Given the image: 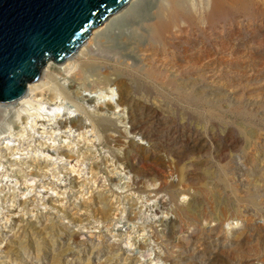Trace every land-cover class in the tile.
<instances>
[{
    "label": "rangeland",
    "instance_id": "374dc122",
    "mask_svg": "<svg viewBox=\"0 0 264 264\" xmlns=\"http://www.w3.org/2000/svg\"><path fill=\"white\" fill-rule=\"evenodd\" d=\"M210 1L184 0L187 12L211 18L215 27L202 38L190 32L172 40L170 53L184 67L175 79L178 87L157 85L145 75L150 58L145 25L166 0H131L54 64L60 69L74 64L81 77L55 71L52 83L41 74L40 81L55 89L48 96L52 105L36 95L12 109L0 108V250L16 233L24 244L15 256L0 253V264H53V259L57 264H264V0H241V16L228 7L214 12ZM186 55L194 56L192 64ZM164 74L175 76L173 69ZM107 77L128 82L133 115H146L141 126L147 139L127 135L120 147L106 146L104 134L92 129L88 114L107 100H93L98 88L116 89ZM70 81L75 89L68 96L60 88L67 90ZM116 98L114 92L110 100ZM17 113L28 117L26 125L14 127ZM117 117L110 115L105 124L124 131L127 119ZM20 131L26 133L16 137ZM106 134L118 135L112 128ZM30 158L48 159L47 171L31 176ZM92 166H97L93 174ZM180 172L185 180L177 189L189 195L167 188ZM5 193L15 194V200L36 198L28 211L14 210ZM83 199L87 211L80 206ZM99 206L109 209L110 219L93 215ZM58 208L66 214L59 213L62 229L53 234L23 238L9 224L24 214L44 219Z\"/></svg>",
    "mask_w": 264,
    "mask_h": 264
},
{
    "label": "bare ground",
    "instance_id": "6f19581e",
    "mask_svg": "<svg viewBox=\"0 0 264 264\" xmlns=\"http://www.w3.org/2000/svg\"><path fill=\"white\" fill-rule=\"evenodd\" d=\"M199 1V0H198ZM253 1V0H251ZM211 2V9L214 12H218L222 9H226L227 7L230 8L234 13H236L237 15L241 16V7L244 5L241 0H212ZM164 3V2H163ZM198 3V2H197ZM245 3V2H244ZM195 5V4H194ZM193 5V6H194ZM201 5V4H200ZM196 8V7H195ZM199 9V8H198ZM202 10V9H201ZM196 12V11H195ZM194 12V13H195ZM192 12H187V10L184 7V0H166L165 4H159L156 11L153 13L154 14V19L153 21H151L149 24H146L145 27L148 30V33L146 36H144V38L147 40L146 42V47L144 51L148 52L149 55V59H148V67L149 69L145 72V75L152 79L155 84L157 85H162L165 87H178L179 84H177L175 82L176 77L180 76V74L183 72V64L181 65V63H178L179 61L177 60V58L174 57V51H172V53H170L171 50V45H172V40L174 39H178L179 37H181L183 34H188L190 32L196 33L197 37L202 38L201 34L207 31H210L213 27H215V24L213 23L212 19L209 17H203V18H197L195 16V14ZM200 14V13H198ZM200 16V15H199ZM235 16V15H234ZM220 24V23H219ZM218 24V26H219ZM230 24V23H229ZM232 26V25H231ZM235 26V24H234ZM237 27V26H236ZM239 28V27H237ZM215 29V28H214ZM220 30V29H219ZM229 30V29H228ZM241 30V29H240ZM216 31V30H215ZM95 33V32H94ZM214 34V33H213ZM219 34V33H218ZM221 34V33H220ZM240 34V33H239ZM192 34H190L191 36ZM210 35V34H209ZM237 35V34H236ZM221 36V35H220ZM207 37V36H206ZM195 38V37H194ZM209 38V37H208ZM195 40V39H194ZM215 41V40H214ZM175 42V41H174ZM200 42V41H199ZM217 42V41H216ZM193 43V42H192ZM196 43V42H195ZM202 43V42H201ZM197 44V43H196ZM211 44V43H210ZM218 44V43H217ZM216 44V45H217ZM220 44V43H219ZM176 45V44H175ZM181 45V44H180ZM202 45V44H200ZM223 45V44H221ZM193 46V45H192ZM199 45H197L196 48H198ZM205 46V44H204ZM213 46V45H212ZM185 47V46H184ZM191 48V47H190ZM207 48V47H206ZM224 48V46L222 47ZM201 49V48H200ZM174 50V49H173ZM187 50V49H186ZM195 50V49H194ZM203 50V49H201ZM205 50V49H204ZM203 50V51H204ZM219 50V48H218ZM182 51V50H181ZM184 51V50H183ZM209 51V50H208ZM188 53V52H186ZM191 53V52H190ZM202 53V52H201ZM209 53V52H208ZM217 53V52H216ZM220 53V52H219ZM147 54V53H145ZM197 54V53H196ZM206 54V53H205ZM225 54V53H224ZM185 56V55H183ZM207 56V55H206ZM199 57V56H198ZM187 58V55H186ZM194 56H188L187 58V62L189 61L191 63V60H193ZM196 58V57H195ZM209 58V57H208ZM214 58V57H213ZM223 58V57H222ZM147 59V58H146ZM220 61L221 58L219 57ZM225 59V58H224ZM222 59V60H224ZM94 60V59H92ZM199 60V59H198ZM212 60V59H211ZM84 61V60H83ZM147 61V60H146ZM207 61V60H204ZM185 62V61H184ZM226 62V61H225ZM82 63V62H81ZM88 63V62H87ZM90 63V62H89ZM93 63V62H92ZM91 63V64H92ZM101 63V62H100ZM197 63V62H196ZM201 63V62H200ZM203 63V62H202ZM208 63V62H207ZM212 63V62H211ZM229 63V62H228ZM86 64V63H85ZM80 68H83L84 65ZM192 64V63H191ZM216 64V63H215ZM223 64V63H222ZM225 64V63H224ZM88 65V64H87ZM90 65V64H89ZM186 65V64H185ZM94 66V65H93ZM101 66H104L101 64ZM115 66V65H114ZM124 66V65H123ZM187 66V65H186ZM198 66V65H197ZM215 66V65H214ZM213 66V67H214ZM219 66V65H218ZM223 66V65H222ZM90 67L92 68V66L90 65ZM202 67V66H201ZM207 64H206V68H207ZM212 67V66H211ZM209 66V69L211 68ZM75 68L74 64L71 63H66L62 69H60V67H56L54 66V63H47L45 68L42 69V75H46L47 79L52 82L55 83V75L56 73H58L59 71H62V74L65 73L66 74H70L72 72V76L74 74V77H76L78 75V72L73 71ZM85 68V67H84ZM83 68V69H84ZM117 68V67H116ZM204 68V67H203ZM217 68V67H215ZM82 69V70H83ZM140 69V68H139ZM169 69H173V73H175V76H173L172 78L169 77H163L165 74L164 72H168ZM186 69V68H185ZM205 69V68H204ZM208 69V68H207ZM48 70V71H47ZM85 70V69H84ZM119 70V69H118ZM117 70V71H118ZM141 70V69H140ZM56 71V72H55ZM116 71V70H115ZM114 71V72H115ZM172 71V70H171ZM204 71V70H203ZM48 72V73H47ZM55 72V75L53 74ZM124 72V71H123ZM119 72H117L116 74H118ZM126 73V72H125ZM59 74V73H58ZM80 74V72H79ZM42 75H40V77L38 78L37 81L33 82V83H29L26 85V91L25 94L18 100L11 102V103H5V104H1L0 103V108L2 107H13V104H24V103H28V96H39V100H42L43 102L45 101V104H49L52 105V100L48 99V96L51 94V92L54 89V87H51V84H47L46 82L40 81ZM60 75V74H59ZM110 75V74H109ZM128 75V74H127ZM140 75V74H139ZM57 76V75H56ZM80 76V75H78ZM108 75H104L103 77H106ZM117 76V75H116ZM131 76V75H130ZM143 76V75H142ZM163 77V80H159L158 77ZM167 76V75H165ZM55 77V78H54ZM66 77V76H65ZM81 77V76H80ZM129 77V76H128ZM132 77V76H131ZM109 77H107V79H105V81L107 83H111L110 85L115 86V91H113L111 88L107 89H99L98 88V92H97V96L93 99V100H99V98H102L105 100V98L107 100L103 101V107H99L98 108V112L95 114H88L89 117H91V125H92V129H96L101 131L104 134V145L108 146L109 144H114L113 147H120L121 145H123V139L126 138L127 135H131V136H138L140 137L141 140H145L147 139L146 136V131L144 129V127L141 126L142 124V118L145 119L144 113H142V111H140V109L137 107L138 114H139V118H137L138 115H133V110H135V107L131 104V100L128 97V91L130 92L129 89V84L124 83L120 80H118L117 78H114L111 82L110 80H108ZM124 78V77H123ZM134 78V80L136 79L135 76L132 77ZM132 78H128V79H132ZM144 78V77H143ZM75 79V78H74ZM77 79V78H76ZM80 79V78H79ZM145 79V78H144ZM191 79V78H190ZM198 79V78H197ZM100 80V79H99ZM95 81V80H94ZM104 82V81H103ZM130 82V81H129ZM140 82V81H139ZM200 82V81H199ZM99 83V81H98ZM78 84V83H77ZM182 85H184V83H182ZM61 87V86H60ZM102 87V86H101ZM152 87V86H151ZM75 89L74 83L73 82H69L68 86H67V90L66 88H60V92L64 93L65 95H68V92H73V91H69L71 89ZM88 88V87H87ZM105 88V86H104ZM131 88V87H130ZM160 88V87H159ZM145 89L147 90V87L145 86ZM52 90V91H51ZM162 90V89H161ZM160 90V91H161ZM81 91V90H80ZM95 92V91H94ZM114 92L117 93V98L114 101H111L110 98H112V96L114 95ZM154 93V92H153ZM55 94V93H52ZM51 94V95H52ZM78 94V93H76ZM96 95V94H95ZM69 96V95H68ZM156 96H158L156 94ZM54 97V96H53ZM169 97V95H168ZM109 98V99H108ZM71 99V98H70ZM86 99L92 100V97H87ZM75 100V99H74ZM41 103V102H40ZM137 104V103H136ZM100 106V105H99ZM117 108H119V111H113L114 109L117 110ZM105 109V110H104ZM143 110V109H142ZM102 112H108L107 116H104L103 114H101ZM135 112V111H134ZM121 113V114H119ZM146 114V113H145ZM37 115V114H36ZM103 115V116H102ZM110 115H116L118 116L117 119H127V124H128V128L125 129L124 131L119 130L118 128H116L115 126L110 127L109 125H106L105 123L108 122L110 123L111 121L108 120L107 118H109ZM126 115V116H125ZM143 115V116H142ZM149 115V114H148ZM151 115V114H150ZM150 117V116H149ZM152 117V116H151ZM28 117L23 115H20L17 113V120L12 121L14 124V127H18L20 125H26L25 119H27ZM148 118V117H147ZM20 119L21 122H19L18 120ZM24 119V121H23ZM68 124V123H67ZM70 127H74L75 123L74 122H70L69 123ZM62 127L65 126V123H63L61 125ZM21 127V126H20ZM19 127V128H20ZM25 128V126H24ZM112 128L118 135H116V137L111 136L106 134L107 131ZM18 129V128H17ZM27 130V129H26ZM23 131V130H22ZM21 132V131H20ZM22 134H17L16 133V137L17 136H23V134H25L24 132H21ZM27 135V134H26ZM29 138V136H28ZM129 138V137H128ZM149 139V138H148ZM20 140V139H19ZM18 140V141H19ZM23 140V138H22ZM127 140V139H125ZM17 141V142H18ZM20 142V141H19ZM21 143V142H20ZM22 144V143H21ZM24 145V142L23 144ZM28 147V146H27ZM59 147V146H58ZM57 147V152H59V154H61L62 156L66 157L67 159H73V156L71 155V153L66 152V151H62L60 152ZM9 148L5 147V150L8 151ZM3 150V148H0V151ZM13 151H16V148L13 146ZM46 151L49 152V148L46 149ZM5 153V152H4ZM8 154V153H7ZM1 155V154H0ZM7 156V155H6ZM9 157V156H8ZM84 157V156H83ZM82 157V158H83ZM7 158V157H6ZM9 159V158H8ZM7 159V160H8ZM11 160V159H9ZM48 159L45 158H37V159H28L29 162V166L32 167V171L29 173L31 176L35 175V176H40L42 174H44L48 169ZM175 160V159H174ZM173 161V159H172ZM13 161H9L10 164H12ZM16 161L13 165L18 164ZM26 162V161H25ZM24 162V163H25ZM50 163V162H49ZM178 164V163H177ZM19 165V164H18ZM51 165H54L53 163ZM174 165V164H173ZM172 164L170 166H172V168H174ZM126 166V165H124ZM178 167V166H177ZM174 168V169H177ZM180 168V167H179ZM178 168V169H179ZM173 169V170H174ZM67 170V169H66ZM90 170V168H89ZM97 170V166H92L90 173H94ZM157 170V169H156ZM72 172L74 170H71ZM134 171V170H133ZM172 171V170H171ZM177 172V170H176ZM174 172V173H176ZM179 172V171H178ZM17 173V172H16ZM16 173H14L13 175L16 176L17 178L19 177ZM177 174V173H176ZM144 175V174H143ZM49 179V178H48ZM184 177L183 174H181L180 172V176L179 179H177L176 183L174 182H170L169 183V187L170 189H176L177 192L181 193L182 196L185 195H189L185 190H180L178 191L177 189V185H181L182 183H184ZM165 181V180H164ZM167 181V180H166ZM83 182V180H82ZM139 182V181H138ZM137 182V183H138ZM85 183V182H83ZM83 183H81V185L79 186L82 187ZM142 183V182H141ZM167 183V182H166ZM51 185V184H50ZM49 185V186H50ZM131 185H136L135 184V180L133 179L132 184ZM140 185V184H139ZM138 185V186H139ZM162 185V184H161ZM164 185V184H163ZM167 185V184H166ZM130 186V185H128ZM131 187V186H130ZM144 187V186H143ZM142 187V188H143ZM127 188V187H126ZM138 188V187H136ZM135 188V189H136ZM148 188V187H147ZM163 188V187H162ZM133 189V188H132ZM140 189V188H139ZM131 189H128L127 191H129ZM150 190V189H149ZM3 190H1L2 192ZM145 191V190H144ZM9 192V191H8ZM150 192H154L155 193V189H151ZM170 193V192H169ZM6 193L3 194V198L4 199H8V200H12V204L11 207H14V210L17 208H20L22 211H28L29 207H31V205L33 204L32 199L36 198V197H30L27 199H17L15 200V194H11V195H7L8 197H6ZM36 195V194H35ZM170 195V194H169ZM180 195V196H181ZM172 196V195H171ZM181 196V197H182ZM192 196V195H191ZM17 197V196H16ZM125 197V195L123 196ZM127 197V196H126ZM190 197V196H188ZM172 198V197H171ZM6 199V200H7ZM103 199V198H102ZM103 201V200H102ZM8 202V201H7ZM81 203V207L83 208V210L87 211V206L86 203L83 199V201H80ZM43 204V203H42ZM46 205V204H45ZM48 205V204H47ZM50 205V204H49ZM134 206V205H132ZM131 206V207H132ZM37 207V206H35ZM109 207V206H108ZM81 208V209H82ZM109 210V209H108ZM107 209H105L104 207H97L93 210V215L95 217H97L98 219H101L102 221H107L108 219H110V215H109V211ZM141 210V209H140ZM132 212V211H131ZM173 212V210H172ZM27 213V212H25ZM59 213H61L62 215H65L66 213H64V211L61 208L57 209V213H53V214H49L47 216H43L42 215H35L34 217L32 216H27L24 217V215H21L20 217L17 218V220H12L10 221V225H15L17 228V232L20 233V235L24 238L27 237L30 234L38 235H47L48 233H52V231L57 230V229H62L61 227H59L56 223V219L59 215ZM128 213V212H127ZM12 214V213H11ZM9 215V214H8ZM132 215V214H131ZM109 216V217H108ZM130 215H128V218ZM108 218V219H107ZM135 218V217H134ZM44 221L43 224H41ZM70 220L73 221V218H71ZM126 221H129V219H127ZM131 221V220H130ZM78 222V221H76ZM80 222V221H79ZM227 225H233V221L228 222ZM108 230V229H107ZM53 234V233H52ZM32 235V236H33ZM70 236H72V234H69ZM156 241H158V238L156 237ZM23 243L21 242V240H18V234H14V237L11 240H8L5 242L3 248L0 250L1 254L4 255H10L11 253H13L15 256V254L17 252H19V250L21 249V245ZM24 245V244H23ZM23 250V248H22ZM0 254V255H1ZM53 264H57L56 260H52ZM51 261V262H52ZM52 264V263H51Z\"/></svg>",
    "mask_w": 264,
    "mask_h": 264
},
{
    "label": "water",
    "instance_id": "95a60500",
    "mask_svg": "<svg viewBox=\"0 0 264 264\" xmlns=\"http://www.w3.org/2000/svg\"><path fill=\"white\" fill-rule=\"evenodd\" d=\"M131 0H0V103L20 99Z\"/></svg>",
    "mask_w": 264,
    "mask_h": 264
}]
</instances>
